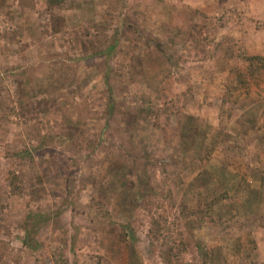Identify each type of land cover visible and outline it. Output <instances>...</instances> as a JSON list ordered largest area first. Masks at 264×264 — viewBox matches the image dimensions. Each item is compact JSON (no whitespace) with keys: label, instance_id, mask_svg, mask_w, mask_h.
Segmentation results:
<instances>
[{"label":"rangeland","instance_id":"rangeland-1","mask_svg":"<svg viewBox=\"0 0 264 264\" xmlns=\"http://www.w3.org/2000/svg\"><path fill=\"white\" fill-rule=\"evenodd\" d=\"M242 50L264 57V0H0V264H264V107L242 111L264 92L226 90ZM170 65L155 115L124 100ZM127 165L136 201L102 186Z\"/></svg>","mask_w":264,"mask_h":264},{"label":"trees","instance_id":"trees-1","mask_svg":"<svg viewBox=\"0 0 264 264\" xmlns=\"http://www.w3.org/2000/svg\"><path fill=\"white\" fill-rule=\"evenodd\" d=\"M175 42L173 40H169L166 44L162 43H156V50L158 53V60L161 62V64H171V59L168 55V51L171 47H173ZM118 50V43L116 42L115 44H112L109 46L107 50L100 51L96 53L95 55H92L91 57L97 58L101 56L107 57L109 60L114 59L116 57V53ZM218 51H214V55H217ZM234 60L236 61V66L232 69L228 81L226 83V90L227 94H231V100L233 98L234 100V105H240L242 102L239 100V96L241 97L242 94H250L251 90L255 88L256 92L259 94H262L264 92V57L262 55H255V54H249L247 51H240L236 55H234ZM65 62V60H63ZM130 66H134L133 62L128 61ZM66 64H63V75L61 77V80L63 83L68 82L69 79H67V73H69L71 70L69 67L65 66ZM121 67L122 70L124 65L119 62V68ZM172 65L168 67L166 70H162L159 74H155L153 77L148 79V82L146 81L145 83L138 84L139 85V91L136 94L128 95L127 97H124L125 101L130 102V106L132 107L136 103L144 102L145 104L149 105V109L153 111L154 115L156 114L155 107L153 105V100H155L154 95L156 93H159L164 87V83L169 80L170 77V70H171ZM135 69L134 67H132ZM120 69V70H121ZM105 82L109 81V73L106 72L105 74ZM126 76H124L125 78ZM171 78V77H170ZM67 85V84H65ZM241 94V95H239ZM30 100V99H29ZM264 106H257L255 108L256 110L249 111L247 109H242L243 113L245 115H249V117L252 115L253 117H258L260 116L259 112L262 110ZM129 109V108H128ZM164 111L167 109L163 108ZM170 110V109H168ZM131 115L132 112L128 111ZM163 113V112H162ZM162 113H159L160 115ZM157 114L158 116H160ZM259 114V115H258ZM258 115V116H257ZM13 116H17L16 111H9V113L4 115V119L6 120V123H9L11 121V118ZM67 118V116H66ZM137 120V119H136ZM129 134L131 135L132 139L130 141H125L127 144L130 145V147H126L125 145L122 146L123 152L126 153V155L130 158L133 159L134 161L137 162V160L141 159L142 157L137 153V151L134 149L136 148V140H135V131H129ZM21 139V138H20ZM18 139L17 137L15 138V143H18V146L15 147L14 149L16 150L14 153V157L20 160H29L33 161L34 156L32 154V151L22 149L20 150L19 146L25 145V142L21 139ZM5 144V141L3 142ZM11 147V146H9ZM12 155V156H13ZM10 156V155H9ZM12 179L9 180V185L12 188V193L14 195H22V189L20 186V178L13 174ZM140 182L137 178V175L134 170H131L129 166L124 167V171L122 173L117 174L113 172L110 176V179H106L104 184L102 186L107 189V192L109 194H113L114 192L117 193L119 191H122L123 189H127V187L131 183H135V187H137L138 190L135 189L136 194H134V199L136 201L137 194L139 193V190H142L139 188ZM139 183V185H138ZM263 184H264V178H263ZM142 185V184H141ZM141 187V186H140ZM264 187V186H263ZM145 191L143 190L142 193ZM196 216L195 214H193ZM200 215H198L199 217ZM204 216H202L203 218ZM196 227V226H195ZM201 227V224H199L198 228ZM127 230V228H126ZM30 239V236H29ZM31 248L32 250L38 249L39 244L36 241L35 236L32 238V243ZM24 245L29 247V240L26 238L24 241ZM181 247L184 248L182 252H186L185 244L184 242H181ZM204 264L208 263H213L214 258H213V253L211 251H204ZM210 261V262H209Z\"/></svg>","mask_w":264,"mask_h":264}]
</instances>
